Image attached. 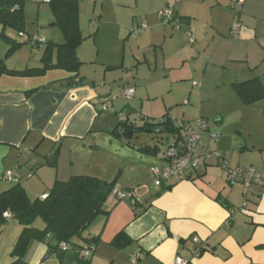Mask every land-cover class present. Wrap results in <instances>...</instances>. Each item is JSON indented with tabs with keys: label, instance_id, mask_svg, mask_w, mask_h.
Returning <instances> with one entry per match:
<instances>
[{
	"label": "crops",
	"instance_id": "crops-1",
	"mask_svg": "<svg viewBox=\"0 0 264 264\" xmlns=\"http://www.w3.org/2000/svg\"><path fill=\"white\" fill-rule=\"evenodd\" d=\"M77 1L82 35L80 4ZM107 1L116 6L123 3L122 0ZM233 1L136 0V3L142 2L143 5L139 10L141 20L155 16L163 26L173 29L179 25L178 31H191L192 35L198 32L196 24L201 22L203 31L220 35L230 32L233 25V18L227 17L226 21L231 18L227 24L223 20L226 8H233ZM240 7L236 20L255 23L253 30L248 26L243 33L248 32L260 48L258 58L248 63L249 68L257 70L260 64H264V0H243ZM167 8L173 10L174 15L168 26L163 23ZM51 23L38 25L41 30L44 27L53 30ZM93 26L96 27L93 36H97L103 25L97 23ZM50 30L40 31L38 36L44 35L41 38L26 29L25 33L44 43L60 44L61 40L51 36ZM157 30L165 32L160 27ZM1 32L3 30L0 29ZM155 36L157 39L151 43H160L156 32H151L148 38L151 40ZM221 44L231 45L224 40ZM3 46L0 45V64L3 65L0 73V194L20 184L30 199H41L56 181L80 175L115 181L118 192H132L133 198L127 200L110 196L105 202L106 213L97 217L82 235L87 241L97 239L92 244V256L85 259L90 264H174L177 256L188 264H264V183L249 192L242 181L230 184L223 166L226 164L229 168L227 154L224 153L226 146L222 141L213 147L217 152V148L221 150L220 158L208 156L195 170L186 169L181 176L172 177L157 188L153 185L151 170L164 166V149L144 147L149 148L144 152L143 148H128L122 143L121 126L101 124L99 120L103 113L97 112V104L103 99L99 85L87 76L78 75L83 79L82 85L66 87V80L74 75L60 69H50L39 75L14 74L12 71L28 69V66L12 68L8 65L22 47L9 53L10 45L5 42ZM82 46L83 43L76 50L81 63ZM224 59L225 55L216 66L223 67ZM231 59L236 61L237 58ZM117 67L107 66L106 70ZM126 89L132 88L123 87L124 91ZM135 97L136 91H133L132 97L125 99H132L131 102L123 103L119 111L130 116L134 111L132 101ZM137 97H144V102H156V98L150 99L146 94ZM113 108L114 105L111 110ZM140 110L144 111V103ZM113 112L120 113L117 110ZM165 114L171 117L169 111ZM148 119H155V116ZM182 121L194 126L189 121ZM204 137L203 141L207 142V137ZM55 150L56 161L51 165L48 159ZM252 152L257 154L253 165L259 174L264 175V145H253ZM98 155L102 158L95 157ZM212 170L225 175L224 182L220 175L209 174ZM167 187L170 189L165 190ZM34 226L40 229L42 223L36 221ZM21 231L22 227L15 220H8L0 226V264L13 261L10 253ZM120 231L131 241L121 250L110 245ZM76 240L81 244L75 243L67 251L59 248L51 251L42 243L32 242L24 260L28 264H83V252L89 244L81 238ZM201 250L204 252L199 254Z\"/></svg>",
	"mask_w": 264,
	"mask_h": 264
},
{
	"label": "rangeland",
	"instance_id": "rangeland-1",
	"mask_svg": "<svg viewBox=\"0 0 264 264\" xmlns=\"http://www.w3.org/2000/svg\"><path fill=\"white\" fill-rule=\"evenodd\" d=\"M122 2L116 6L111 5L107 0H79L80 23L85 41L80 48L84 54L78 75L87 76V79L99 85L103 98L100 102L104 99L110 101L109 105L111 107L114 105L113 109L117 110V113L120 112L119 107L123 103L132 100L123 99V87L136 91V97L132 101L134 111L129 116L130 123L136 126V129L125 134L124 129L120 128L123 145L131 149L154 146L161 151L165 149L171 134L169 132L156 134L148 132V129L142 130L144 122L141 118L146 114L160 119L169 111L171 117L180 121H189L193 125L196 120L203 119L209 127V133L217 135V143L222 141V145L226 146L224 153L227 154L226 160L230 169L249 167L258 173L253 165L257 160L254 155L257 154L252 152V148L253 145H264V99L245 106L238 100L230 86L232 82L240 83L258 77L264 87V64H260L257 70H252L248 65L258 58L257 52L260 48L248 32L243 33L248 26L253 30L255 23L250 20H236L241 5L234 0L233 8H226L227 14L222 15L224 22L227 17L233 18L230 32L225 31L220 35L215 32L207 33L203 31L201 22H198L196 24L198 32L192 35L193 44L190 45L183 30L167 28L162 22H158L155 16L141 20L142 14L139 10L143 7L142 2L136 3V0H122ZM231 18L225 23L227 24ZM49 21H53V16L48 3L25 2L24 25L27 32L35 37H44L43 34L38 36V33L50 28L44 29V27L43 31L38 24ZM94 22L103 25L97 36H93L96 31ZM236 23L242 29V32L239 29L238 35L233 32ZM141 24L146 25L142 35L134 37L130 34L132 27ZM158 27L165 29V32H159ZM0 29L3 30L1 26ZM50 31H52L51 36L59 38L62 44L63 36L59 28L53 27ZM151 32H156L160 36V43H151L157 39V36L151 40L148 38ZM3 33L17 44L23 43V39L19 38L15 31L5 28ZM170 36H173L172 41L168 42ZM223 40L235 46L221 44ZM39 42L34 46L23 45L20 52L13 55L8 65L12 68L39 67L42 48L46 46L43 40ZM4 43L1 39L2 47ZM223 55H225L223 67L216 66ZM230 56L237 58L236 61ZM180 65H183V68ZM107 66L118 67L107 71ZM144 94L150 99L156 98V102H144V97H137ZM185 102L187 104H184ZM143 103L142 112L140 107ZM114 110L110 108L108 112L101 114L100 123L106 127L119 125V118L114 114ZM217 150L221 152L218 148ZM132 156L131 153L130 157ZM95 157L101 159L102 155ZM209 174L218 177L220 172L212 170ZM224 176L220 175L223 182ZM111 196L118 200L116 195ZM106 206L107 204H104V210ZM73 241L78 245L81 244L76 239Z\"/></svg>",
	"mask_w": 264,
	"mask_h": 264
},
{
	"label": "trees",
	"instance_id": "trees-1",
	"mask_svg": "<svg viewBox=\"0 0 264 264\" xmlns=\"http://www.w3.org/2000/svg\"><path fill=\"white\" fill-rule=\"evenodd\" d=\"M26 0H0V25L2 29L9 28L19 33H25L24 6ZM53 21L51 27H58L63 36L62 44L45 42L46 45L40 57L41 67L28 68L16 73L20 76L42 74L50 69L65 70L74 75L66 80L65 86L76 88L82 85L83 79L78 76L81 62L76 56V50L83 43L79 24V8L77 0H50L48 2ZM184 21V19H181ZM185 22V21H184ZM0 38L10 45L9 53L25 44H31L33 38L27 36L28 41L17 44L9 39L3 32ZM3 70L0 64V73ZM238 100L245 106L253 105L264 99V87L258 78H253L240 83L231 84ZM122 113V112H120ZM126 121H118L119 125L127 133L134 130L133 124ZM146 118V117H143ZM144 122V129L152 131L154 128H164V132L174 133V119L165 114L160 119H148ZM163 132V133H164ZM161 134V133H160ZM155 149V148H154ZM153 149V150H154ZM148 152L149 148H143ZM141 150V151H142ZM57 150L48 159L51 165L56 161ZM115 189V181L107 182L96 177L80 175L69 178L66 181H56L49 189L44 199H30L20 184L0 194V226L8 220H15L22 227V231L10 253L13 260L10 264H28L24 258L32 242L46 245L49 250L57 251L61 244L74 246L73 239L81 238L83 242L92 247L95 238L87 241L82 235L88 227L102 214H105L104 204ZM167 187L165 190H169ZM9 214V218L3 216ZM40 220V229L34 226ZM131 241L123 231L117 233L110 245L116 249H123ZM91 244V246H90ZM86 249V248H85ZM204 251L201 250L199 254ZM83 257V256H82ZM83 264H90L85 258Z\"/></svg>",
	"mask_w": 264,
	"mask_h": 264
},
{
	"label": "built area",
	"instance_id": "built-area-1",
	"mask_svg": "<svg viewBox=\"0 0 264 264\" xmlns=\"http://www.w3.org/2000/svg\"><path fill=\"white\" fill-rule=\"evenodd\" d=\"M34 2H45L48 3L50 0H26ZM238 5H242L243 0H235ZM164 25H169L173 18V10L167 8L164 11L163 15ZM93 25H96L94 22ZM145 29V25L132 27L130 33L137 37ZM176 30H179V25L175 27ZM240 26L236 23L233 26V32L238 34ZM20 38L25 41H28L26 34L19 33ZM184 36L187 42L192 45V33L191 31L184 32ZM40 40L33 38L31 45H36ZM133 95L132 89H126L123 91L122 97L126 100L130 99ZM108 100L104 99L97 104V112L105 113L108 112L111 106L109 105ZM126 113H119L118 118L120 121H126ZM143 122H147L146 118H141ZM174 126L176 131L171 133V139L167 140L162 158L164 161V166L161 168H153L151 174L153 176V185L157 188H160L165 182L175 176H181L183 171L186 169L195 170L199 167L205 158L208 156H215L220 158V153H218L213 146L218 142V137L214 133H209L207 124L203 119H198L195 122V125L192 126L186 122L175 120ZM207 137V142L203 141V137ZM226 169V179L231 184L236 181H242L244 188L247 192L251 191L252 187H262L264 183V175L255 173L251 168L245 169H230L226 168V164L223 165ZM113 194L117 196L118 200H127L133 198L132 192H118L114 189ZM46 196H43L44 199ZM5 218H9V214L6 212L3 214ZM59 249L62 251H67L70 247L66 244H61ZM93 254V247H87L83 252V258L88 259ZM174 264H188L180 257H175Z\"/></svg>",
	"mask_w": 264,
	"mask_h": 264
},
{
	"label": "water",
	"instance_id": "water-1",
	"mask_svg": "<svg viewBox=\"0 0 264 264\" xmlns=\"http://www.w3.org/2000/svg\"><path fill=\"white\" fill-rule=\"evenodd\" d=\"M148 132H152V133H156V134H160L164 132V128H154L152 131L148 130ZM51 253H49L50 255Z\"/></svg>",
	"mask_w": 264,
	"mask_h": 264
}]
</instances>
